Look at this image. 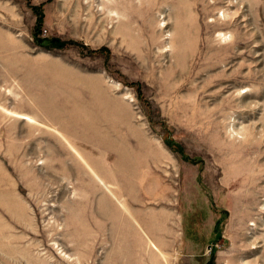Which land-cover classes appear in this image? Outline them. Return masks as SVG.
I'll return each instance as SVG.
<instances>
[{"label": "rangeland", "instance_id": "374dc122", "mask_svg": "<svg viewBox=\"0 0 264 264\" xmlns=\"http://www.w3.org/2000/svg\"><path fill=\"white\" fill-rule=\"evenodd\" d=\"M0 264H264V0H0Z\"/></svg>", "mask_w": 264, "mask_h": 264}, {"label": "bare ground", "instance_id": "6f19581e", "mask_svg": "<svg viewBox=\"0 0 264 264\" xmlns=\"http://www.w3.org/2000/svg\"><path fill=\"white\" fill-rule=\"evenodd\" d=\"M6 112L12 114L13 116H16V118H20L22 120H26L28 122L35 123L34 118L31 115L27 114V113H18V112H14V111H11V110H7ZM92 176H93V174H92ZM93 178H96V181H98L99 184H102L103 186L107 187V184L105 183L106 182L105 179H103V177L101 175H99L97 172L94 173ZM89 179L91 180V176L90 175H89ZM114 196H115V194H114Z\"/></svg>", "mask_w": 264, "mask_h": 264}]
</instances>
